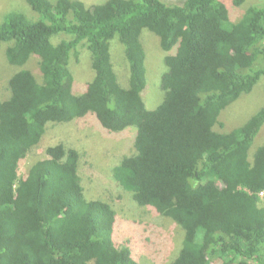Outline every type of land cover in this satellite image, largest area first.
<instances>
[{"label":"trees","instance_id":"16d2710c","mask_svg":"<svg viewBox=\"0 0 264 264\" xmlns=\"http://www.w3.org/2000/svg\"><path fill=\"white\" fill-rule=\"evenodd\" d=\"M255 1L232 0L244 10L237 20L224 0H27L41 18L6 15L0 46L9 43L6 57L21 70L0 101V264H140L129 239L113 238V204L87 198L77 148L49 144L20 173L49 125L92 116L109 134L136 127L135 151L111 173L143 211L181 227L167 264H264V145L250 155L264 108L235 129H216L222 111L264 76V0ZM145 28L166 51L155 109L143 97L151 87ZM60 33L69 38L54 42ZM115 36L127 84L115 69ZM86 49L93 74L85 90L71 59ZM32 55L42 80L26 67Z\"/></svg>","mask_w":264,"mask_h":264},{"label":"rangeland","instance_id":"374dc122","mask_svg":"<svg viewBox=\"0 0 264 264\" xmlns=\"http://www.w3.org/2000/svg\"><path fill=\"white\" fill-rule=\"evenodd\" d=\"M83 1L87 6H91L105 0ZM224 1L232 8L233 19L237 20L244 10L233 6L232 0ZM261 1L263 0H256L254 3ZM14 10L30 14L29 16L34 19L41 18V15L32 9L27 0H0V23L4 21L9 12ZM60 34L54 37V42L69 38L64 33ZM141 39L147 53V86L151 85L143 97L147 108L155 109L163 100L161 77L167 70L164 61L166 51L160 45V37L147 28L142 31ZM112 40L115 69L120 80L127 84L128 64L122 52L123 50L125 53V46L120 42L118 36ZM8 45L9 43L4 42L0 46V101L10 98L8 80L21 70L19 66L12 65L8 61L6 57ZM88 55H91V52L86 49L79 55V61L74 57L71 59V68L81 89L85 88L93 74ZM30 60L26 67L34 71L38 80H42V74L39 71V57L32 55ZM261 108H264V76L261 77L252 92L242 95L222 111L216 129L224 132L235 129L244 124ZM67 123L49 125L43 146L34 148L33 153L27 158L28 160L21 165L20 173H25L29 164L36 158L43 157V151L49 144L65 142L67 145L77 148L83 153L80 160V174L87 192H90L89 197L85 192L87 198L107 200L113 204L117 211L113 236L116 244L123 242L125 238L129 239L132 256L140 264H167L175 258L184 238L181 227L173 220L162 217L152 210L143 211L144 208L132 200L131 194L118 186L111 173L112 166L119 162L123 154L127 156L135 151L133 142H135L136 127H128L124 136H117V134L107 133L94 116ZM261 145H264V125L251 146L250 155L253 156ZM88 152L91 153L92 158L88 157ZM262 198L261 201L264 204V197ZM146 223L150 224L151 229L145 226Z\"/></svg>","mask_w":264,"mask_h":264},{"label":"bare ground","instance_id":"6f19581e","mask_svg":"<svg viewBox=\"0 0 264 264\" xmlns=\"http://www.w3.org/2000/svg\"><path fill=\"white\" fill-rule=\"evenodd\" d=\"M260 196L264 197V191L260 192ZM263 199V198H262Z\"/></svg>","mask_w":264,"mask_h":264}]
</instances>
